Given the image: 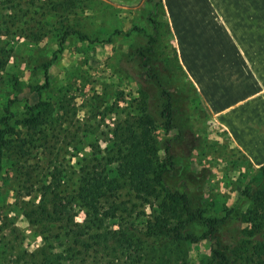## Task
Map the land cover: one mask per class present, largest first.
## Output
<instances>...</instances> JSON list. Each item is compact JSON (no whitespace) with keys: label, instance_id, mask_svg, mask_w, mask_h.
Instances as JSON below:
<instances>
[{"label":"rangeland","instance_id":"rangeland-1","mask_svg":"<svg viewBox=\"0 0 264 264\" xmlns=\"http://www.w3.org/2000/svg\"><path fill=\"white\" fill-rule=\"evenodd\" d=\"M157 2L79 0L63 15H34L23 36L7 35L2 41L10 52L1 72L0 128L7 109L12 113L9 138L19 141L28 117L44 110L51 114L47 122L40 118L41 124L51 127L54 144L63 146L64 182L74 185L87 160L117 161L119 137L113 131L126 118L134 120L148 112L153 118L150 143L165 163V184L171 189L186 187L207 216H220L232 206L244 212L250 203L240 191L255 166L213 118L210 105L222 107L230 82L213 79L207 69L213 68L208 63L216 58L264 57V0H161L154 14ZM37 28L40 39L34 41L30 31L39 32ZM66 30L79 34L68 32L60 43ZM168 102L170 120L162 115ZM36 137L28 142L31 153L21 159L39 161L44 172H50L46 159L51 156L44 155ZM19 165L14 155L1 163L0 264H34L27 257L41 242L27 216L37 203L38 187L21 183ZM114 196L131 207L125 220L139 226L150 223L152 205L133 197L127 185ZM72 206L78 224L93 216L74 202ZM119 220H111L110 227ZM174 224L168 222V231L160 238L157 264H210L215 239L208 235L194 242L175 239ZM249 226L237 220L223 226L221 237L232 244L231 264H244L243 256L251 251L253 243L244 244L246 237L240 235ZM192 229L197 236L203 232L198 225ZM54 240L56 264H71V248ZM129 243L117 240V251L129 256L133 253Z\"/></svg>","mask_w":264,"mask_h":264},{"label":"trees","instance_id":"trees-1","mask_svg":"<svg viewBox=\"0 0 264 264\" xmlns=\"http://www.w3.org/2000/svg\"><path fill=\"white\" fill-rule=\"evenodd\" d=\"M78 1L0 0V82L1 72L10 52L2 42L3 39L12 33L23 36L25 25L33 23L34 15H63ZM160 2L158 0L155 3L152 13H156ZM38 9L42 11L39 12ZM36 21L43 24L41 20ZM45 26L46 23L42 27ZM37 31L39 32L30 31L34 35V41L40 39L41 29L37 28ZM68 32L79 34L77 30H66L61 35L60 43ZM5 112L8 115L1 117L3 127L0 128V169L2 161L14 155L20 162L16 171L23 178L21 183L29 182L38 187L37 203L29 208L27 214L41 236L40 244L27 257L34 264H56L57 256L52 252L55 238L60 239L62 245L67 243L71 248V255L74 253V258L69 261L71 264H142L147 258L146 264H157L161 253L160 238L168 231L170 221H175L171 228L175 239L194 242L206 235L215 239L211 248L210 264H231L229 252L232 244L221 236L223 226L232 220L250 225L247 233L242 230L240 234L241 238L246 237L242 240L244 244L253 243L249 246L250 253L243 256L244 264H264V163L254 167L240 191L250 203L244 212L232 206L225 209L220 216H207L190 197L186 187L181 190L171 189L165 184V163L159 159L155 147L150 143L149 132L153 119L150 113L146 112L134 120L126 118L122 126L113 131L119 137L117 161L101 158L87 160V164L80 167L74 185H70L64 182L61 167L60 155L63 146L54 144L56 140L51 139V127H47L46 123L41 124L43 120L40 118L47 122L51 114L48 115L44 110L38 111L37 117H28L23 123L26 131L20 135L19 141L13 142L9 138L12 131L8 124L12 113L7 109ZM162 115L171 119L169 102ZM35 134L38 147L42 148L44 155L51 156L46 159L50 172H44L39 161L27 162V158L21 159L25 152L31 153L28 142ZM58 136L60 137L59 133L56 138ZM22 138L24 140L20 142ZM165 153H168L167 150ZM41 161L45 163L44 160ZM170 163L172 164L171 160ZM121 185H127L133 197L152 205V219L146 226L124 219L131 207L126 202L116 200L114 196V192ZM73 202L84 209L87 215L93 216L78 224L74 219ZM118 218L120 220L117 226L110 227V221ZM195 225L202 228V234L197 236L193 229L190 230ZM120 239L131 241L129 244L132 245L133 253L129 256L123 251H117L115 243Z\"/></svg>","mask_w":264,"mask_h":264},{"label":"crops","instance_id":"crops-1","mask_svg":"<svg viewBox=\"0 0 264 264\" xmlns=\"http://www.w3.org/2000/svg\"><path fill=\"white\" fill-rule=\"evenodd\" d=\"M207 69L213 79L230 82L222 107L213 104V118L232 143L254 165L264 163V57L216 58ZM212 77H208L211 79Z\"/></svg>","mask_w":264,"mask_h":264}]
</instances>
